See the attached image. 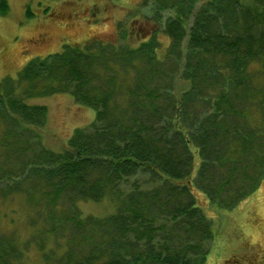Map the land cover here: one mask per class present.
Listing matches in <instances>:
<instances>
[{"label":"trees","instance_id":"1","mask_svg":"<svg viewBox=\"0 0 264 264\" xmlns=\"http://www.w3.org/2000/svg\"><path fill=\"white\" fill-rule=\"evenodd\" d=\"M144 2L113 41L65 44L0 81V183L37 225L0 241V264H35L32 243L40 264H205L212 221L195 195L229 209L264 180V0ZM59 93L95 119L54 152L37 133L47 107L27 100ZM108 198L103 217L78 207Z\"/></svg>","mask_w":264,"mask_h":264},{"label":"rangeland","instance_id":"2","mask_svg":"<svg viewBox=\"0 0 264 264\" xmlns=\"http://www.w3.org/2000/svg\"><path fill=\"white\" fill-rule=\"evenodd\" d=\"M8 6L0 14V81L15 78L17 72L32 58L45 57L61 51L63 45L85 43L92 40L111 42L120 33H127L138 26L143 15L149 14L150 5L144 0H5ZM29 12V17H27ZM155 25L148 26L149 34ZM161 26V25H160ZM145 32V31H144ZM157 57L166 52L168 38L159 29ZM130 44H136L131 40ZM178 89L188 88L184 81L177 80ZM28 104L45 105L47 122L37 131L42 145L60 152L76 128H83L95 119V111L78 104L67 93H59L27 100ZM217 158V155H210ZM196 173L198 155H194ZM13 183L10 182V186ZM194 190H196L194 188ZM198 191V190H197ZM200 192V191H198ZM246 185L241 189L244 196L232 208L217 206L223 198L210 203L204 193L195 195L196 203L212 221L213 239L205 264H248L256 260L264 263L261 245L264 248V180L249 197ZM22 198L10 192L0 183V241L13 230L14 238H27L35 227L26 225ZM83 215L106 216L114 211L108 199L101 202H81L78 205ZM12 217V222H9ZM28 261L40 264L41 258L31 244L27 248ZM23 258H26L25 253ZM262 261V262H261Z\"/></svg>","mask_w":264,"mask_h":264},{"label":"flooded vegetation","instance_id":"3","mask_svg":"<svg viewBox=\"0 0 264 264\" xmlns=\"http://www.w3.org/2000/svg\"><path fill=\"white\" fill-rule=\"evenodd\" d=\"M261 250H262V254H263V257H264V248H263V246L261 245ZM257 261L256 260H252L251 262H250V264H257L256 263ZM262 262V261H261ZM232 264H235V260H233L232 261ZM246 264H248V261H246ZM264 264V263H263Z\"/></svg>","mask_w":264,"mask_h":264}]
</instances>
